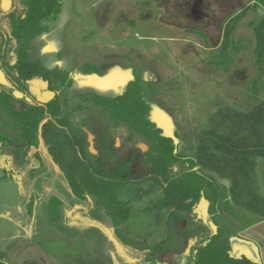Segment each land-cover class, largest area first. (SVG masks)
I'll return each mask as SVG.
<instances>
[{
  "label": "rangeland",
  "instance_id": "obj_1",
  "mask_svg": "<svg viewBox=\"0 0 264 264\" xmlns=\"http://www.w3.org/2000/svg\"><path fill=\"white\" fill-rule=\"evenodd\" d=\"M28 1L0 0V45H10L8 53L0 60V88L10 93L5 96L0 91L2 104L11 102L12 106L25 111L28 107L19 104L22 100L27 105L33 102L46 104L53 98L46 90L45 81L35 79L24 83L23 88H17L5 77L15 80L6 61L14 63L23 49L28 59L42 61L49 71L64 69L73 79V87H62L57 92L67 101L65 114H73L78 104L86 108L75 112L74 118L77 121L81 115L90 117L82 127L91 137V143H88L91 153H98L100 141L97 139L102 136L110 154L119 153L131 159L132 155L128 153L132 147L126 140L127 125L121 124L114 129L108 121L109 112L84 97L87 93L106 96L102 94L111 92L110 88L117 85L121 88L114 95L127 88L140 87L145 92V104L150 106L151 121L177 145L180 159L171 167L172 179L191 171L194 168L191 163L196 162L194 170L230 187L232 177H225L209 165L218 166L223 163V158H218L220 162L216 163L206 161L207 166L201 164V159L211 158L205 156L207 152L217 156L213 142H221L218 137H228L232 131L250 137V143L258 140L256 132L264 133V74L261 75L264 70L259 68L256 59V38L251 25L261 17L253 8L258 0H203V9L211 14L197 23L186 16L192 0H59L49 18L36 21L34 27L17 35L11 15L24 16L30 10ZM242 12L234 29L232 27L231 61L226 69L216 65L218 48L226 23ZM209 46L210 49H206ZM86 64H93L98 72H84ZM120 68L123 72L128 71V75L118 72ZM125 76V80L117 81ZM0 113V128L10 134L7 129V125L13 124L10 113L5 110ZM250 113L254 116L246 120ZM242 118L245 122L240 129L238 122ZM107 127L108 133L104 135ZM1 139L4 140L0 141V157L12 161L10 148L15 144ZM134 141L143 151L147 149L148 145L142 139L134 138ZM40 149L45 160L49 158L52 165H47L51 170L59 172L42 143ZM139 157L133 158L132 166L124 173L130 180L116 189L119 200L126 204L130 202L131 209L129 216L110 231V241L107 234L99 231H95L98 237L95 236L91 227L64 233L56 221L60 218L53 217L56 215L54 210L61 218L70 210L72 219L78 218L85 223L104 220L111 224L112 218L100 197L83 203L64 197L65 201L60 206L54 205L52 211L43 193L31 199L26 214L34 224L43 222V225L39 226L38 234L30 236L29 240L22 239V242L29 243L25 249L41 243L45 255L38 247L34 249L37 264H190L198 249L215 234L220 236L221 242L231 244L232 237L247 242L258 260L249 259L264 264V217L247 207L249 202H256L258 209L264 210V156L254 158L250 186L243 194L222 189L223 204L215 206L201 197L189 213L172 206L153 207L166 200L167 183L149 176ZM25 161L29 162L30 158H20L16 164L28 177L32 169H25ZM33 162L39 166L38 160L33 159ZM44 176L49 183V173ZM60 176L57 174V178L65 181ZM45 177L38 176V187L45 186ZM240 181L245 182L244 179ZM171 199L187 202L177 193H173ZM205 223L209 230H201L205 234L191 243L190 237ZM69 237L74 239L69 241ZM113 239L120 241L131 257L138 256V259L123 261L122 254L112 244ZM94 240L101 242L94 243ZM22 242H18L16 248L23 247ZM205 254L203 252L201 256L205 257ZM230 255L240 257L245 254H233L230 246ZM15 260L16 257H12L11 264Z\"/></svg>",
  "mask_w": 264,
  "mask_h": 264
},
{
  "label": "trees",
  "instance_id": "obj_2",
  "mask_svg": "<svg viewBox=\"0 0 264 264\" xmlns=\"http://www.w3.org/2000/svg\"><path fill=\"white\" fill-rule=\"evenodd\" d=\"M41 3L42 2L35 3L34 17L40 12L39 9L41 7H39V5H41ZM47 5L50 11L53 12L58 2H56V0H49ZM253 8L256 12L261 14V17L257 21L252 22L251 25L256 38V59L259 68L264 70V0H258V3L254 4ZM242 15L243 12L237 15L232 22L229 20L226 23L227 25L224 27L222 43L216 58L219 62L216 63L213 61V64L216 63V65L225 66L224 68L226 69L228 68L231 61L229 54L231 53V44L233 43L232 27L234 29V24L238 22ZM35 68H39V65H35ZM36 69L35 73H38ZM87 71L96 70L88 68ZM263 74V71H261V75ZM144 96L142 89L138 87L137 89L127 88L123 95L115 98L103 97L100 95H91V98L94 100L95 104L109 112V116L112 120L126 122L133 133H137L151 143L149 158H147L146 163L150 166V171L152 173L161 176L164 182L167 183L164 191L166 200L163 202L165 204L162 206H173L177 209H183L189 212L193 210L201 197H205L211 204L219 206L224 203L222 189L229 188L233 192H238L237 195H240L250 186V172L253 171L254 158L264 156V133H257L254 130L256 135H258V140L250 143V137L246 138L244 135L240 136L239 131H232L229 133L230 136L228 137H218L222 139L221 142H213L218 151L217 156L211 152H207L205 156L208 155L211 158H206L204 161L201 159L203 162L201 164L207 166L208 163H205L206 161L216 163L218 158H223V163H219L218 166H215V164L209 165H211L210 167L212 169L217 170L225 177H232L230 187L222 186L213 178L194 170L197 164L196 162L191 163L192 167H194L191 171L184 173L183 176L181 175L178 178L172 179L170 175V166L173 165L174 162L179 161L180 155L178 152H175L176 146L174 140L168 136L162 135L161 129L156 128L154 123L149 119L150 106L145 104ZM9 113L13 126L18 127V124H20L24 127L21 135L24 140L37 139L39 125L43 122L41 125L42 131L40 133L46 143L50 145V149L53 153L63 142L61 131L56 125L63 123L59 117L58 99L52 101L46 107L43 105L32 106L25 114H18L13 111ZM250 114L251 115L245 117L246 120L254 116L252 113ZM259 118H261L260 115ZM233 121L237 122L238 120ZM242 122H245L243 118L238 122L240 129H242L244 125ZM83 150L84 146L82 145V151ZM52 160L66 173L65 175L68 183L77 199L83 200L85 194L98 195L104 201L105 207L109 211V215L115 226L119 225L121 221L129 216L130 209L127 204L119 201L116 197V189L123 183V181H119L123 178L118 175L123 171L122 165H117L115 161H113V163L111 161L109 162L108 158H94L93 176L90 173L89 166L84 161H80L77 158H71L68 161H66L65 158H52ZM110 165L113 166L112 170L108 169ZM90 168L92 169L91 165ZM242 178L245 182L240 181L243 180ZM173 193L179 194L180 199L187 202L182 203L180 201H173L171 199ZM234 199L236 201L239 200L235 197ZM228 203L229 202L226 201V204ZM247 207L254 212H260L261 216L264 217V210L258 209V204L256 202H249ZM52 208L54 209V205ZM210 213H212L211 208ZM126 243L128 242L126 241ZM203 252L207 254H205V257L201 256ZM192 264L256 263L250 260L246 255H241L240 257L230 255V244L228 242H221L220 236L215 234L199 249Z\"/></svg>",
  "mask_w": 264,
  "mask_h": 264
},
{
  "label": "flooded vegetation",
  "instance_id": "obj_3",
  "mask_svg": "<svg viewBox=\"0 0 264 264\" xmlns=\"http://www.w3.org/2000/svg\"><path fill=\"white\" fill-rule=\"evenodd\" d=\"M58 1L59 0H56V2H58ZM39 2H42L41 5H39V7H41L39 9L40 12L37 14V16L35 15V17H34V10H35L34 5H35V3H39ZM48 2H49V0H30V1H28V5H30V10L26 11L24 16L15 17V16L11 15L12 21H13V29L16 31V34L22 35V32H24L27 29H30L31 27H34V25L36 24V21H41V20H45V19L49 18V16L53 12L50 11V9L47 5ZM210 14L211 13H209L203 9V0H192L189 12L186 13V16L189 19H191L194 23H197L200 20H202L203 18L209 17ZM20 30H22V31L20 32ZM1 43H2V41H1ZM221 43H222V39H221ZM3 45L5 47H3L2 44L0 45V60H1V57L5 53H8V49L10 48V45H8V46H6L5 44H3ZM220 46H221V44H220ZM206 49H210V46L207 47ZM218 50H219V48H218ZM124 55L126 56V54H124ZM123 58H125V57H123ZM123 60H126V59H123ZM123 60H121V61H123ZM110 61H111V59H110ZM6 62L8 63V71L12 72L15 75V78H14L15 80L12 81L10 79V77H8L7 75L5 77L8 78L17 88H23L22 85L24 83L29 82V81H34L35 79L40 80L42 82L45 81L47 84L46 90L50 94L51 93L53 94V98H52V100H50L46 104H41L39 102L38 103L33 102L34 104L27 105L25 100H22V102L19 104L25 105L26 107H28V108H26L25 111L20 110L19 108H16L14 104L12 106L11 102H10V104H2L0 101V110H5L7 114H9L10 111H13V112L18 113V114H25L28 110H30V108L32 106H42L43 105L46 107L52 101L58 99L59 117L63 121V123H61V124H56L57 128L61 131L63 142L57 147V149L54 151V153L51 151L50 145H48L46 143V141L44 140V138L41 136L40 132L42 131V129H41L42 126L40 127V125H42V124L39 125V129H38V133H37V137H36L37 139H35V140H28V139L24 140L21 137L23 130H24V127H22V126L16 127V126H13V124H11L10 126L7 125V127H8L7 129L10 132V134L4 133L3 132L4 129L0 128V130L2 131V134H3V138H5L6 141H9L11 143L13 142V144H15L14 147L10 148V150L12 151V154H13L12 158H14V162H16V160H18L19 158H37L39 160V167H43L45 165L46 161L44 160L45 156L42 155L41 149H40L41 143H42V148L46 151V153L48 154V156L50 158H65L66 161H68L71 158L72 159L77 158L80 161H84L89 166L90 173L93 176H94V158H108L109 162L111 161L112 163H113V161H115L117 163V165L123 166L122 173L118 174L123 179L122 180L117 179V180L123 181L122 184H124L125 181L130 180L129 178L127 179L128 176L124 174L125 171L129 170L130 167L132 166L131 164H132L133 158L140 156L139 158H141V164L143 167L146 166V169L148 170V175L151 177L161 179L164 182V180L162 179L161 176L155 175L154 173H152L150 171V166L148 165V163H146L147 158H149L151 143L148 142L147 139L138 135L137 133H133L126 122L121 121V120H119V121L112 120L109 115H108L109 116L108 121L114 129H118L121 124L127 125L129 131H128V134L126 136V140L128 143H130V145L132 147L130 149V152L128 153L129 156L132 155L131 159H127V157L125 155H122L119 153L110 154L108 152L109 148H108V146H106V143L104 142L105 140L102 139V136H100V137L98 136V139H97L98 142L100 141V148L98 150V153L97 154L91 153L89 146H88V143L89 144L91 143V137L89 138L88 134L85 132V130H83V127H82V124L84 122L89 121L90 117L86 116L84 118L85 115H81L77 121H75L76 118H74L76 115L75 112H80V111L86 110V108H84L83 106L78 104L74 107L75 110H74L73 114H69V115L65 114L64 109L67 108V106L65 105V104H67V101L65 100V97L63 95H60L57 92L58 89L62 88V87H64V88L73 87V84H74L73 79L70 77V75L68 74V72L66 70L63 69V70H57V71H49L45 68L46 66L42 63V61H39V60H33L32 61V60L28 59V55L23 49H22V51H20L18 53L17 58L14 61V63L12 62V60H9ZM0 63H2V61H0ZM117 63L120 67V63L118 60H117ZM35 65H39V68L36 69ZM88 68H90V69L93 68V70H96V68L93 64H86L83 71L87 72V73L98 72L97 70L96 71H87ZM35 69L37 70L38 73H35ZM118 72H123V71L120 68V71H118ZM126 72H128V71H125L123 73L125 75H128ZM12 77H14V76H12ZM126 77L127 76H125L122 79L118 78L119 80H117V81L125 80ZM120 88H121V85L112 86L110 88L111 92L108 91V93H104L102 95L110 96V98H115L117 96H121L126 91L123 90L121 93H119V95L113 94L116 91L120 90ZM0 91H3L4 93H2V92L1 93L5 96L10 95L8 90L6 91L4 88L3 89L0 88ZM143 94H145V92H143ZM91 95H99V94L98 93H91V94L87 93V95H85V97H84L85 100H88V102H91L95 106H99V105L94 103V100L91 98ZM106 96H103V97H106ZM99 107L102 108L101 106H99ZM0 118L2 119L1 115H0ZM48 118H50V117H48ZM149 119H150V117H149ZM108 130H109L108 127L105 128L104 135H106L108 133ZM162 135H164L163 131H162ZM164 136H166V135H164ZM168 137H170V136H168ZM6 138H8V139H6ZM134 138L142 139L148 145L147 149L145 151H143L142 148L139 147V145L137 143L134 144V142H135ZM170 138H172V137H170ZM82 145L84 146L83 151H82ZM175 146H176L175 152H178V154H179V151L177 150L176 143H175ZM90 165L92 166V169L90 168ZM108 167H109L108 169H110V170L113 169L112 165H110ZM170 167H172V165ZM36 170H37V168L35 169V171ZM65 174L66 173L63 172L62 169L59 170V177H61L60 175H62L66 181V184H67V188L65 187V189H67V190L69 189L71 194L74 197H76L71 190L72 188L70 187ZM51 197L54 200L52 204L53 205L59 204V206L61 205L62 202L65 201L64 197H66L67 200H71V195L69 194L68 191L65 193V195L62 194V195L51 196ZM116 197H117V195H116ZM118 200H119V198H118ZM163 202L164 201L159 202L156 205H153V207H155V208L160 207L161 208L162 205L165 204ZM164 207H167V206H164ZM178 210H183V209H178ZM183 211H185V210H183ZM185 212L189 213L191 211H189V212L185 211ZM54 213H56V215L54 216V214H53V217L57 218L58 213L55 210H54ZM56 221H58V220H56ZM193 262H191L190 264H192Z\"/></svg>",
  "mask_w": 264,
  "mask_h": 264
},
{
  "label": "crops",
  "instance_id": "obj_4",
  "mask_svg": "<svg viewBox=\"0 0 264 264\" xmlns=\"http://www.w3.org/2000/svg\"><path fill=\"white\" fill-rule=\"evenodd\" d=\"M1 138H3V135H2V131L0 130V141H3V139ZM0 155H1V150H0ZM33 159L38 160L37 158H30L29 162L28 161L23 162L25 165V169H28V170L32 169L29 176L26 177L25 172L19 171L17 167L18 165L16 164L17 162L20 161V158L16 160V162H14V158H12V161H11V158H1L0 157V222H2L3 224L0 227L4 228L0 230L1 232L0 233V264H11L10 259L12 257H16L14 264H37L38 260L36 259V254H34V249L35 248L37 249V247L42 253V255H45L44 251L42 250V247H41L42 245L40 242L36 243V247L31 246L28 249H25V246L27 244L29 245V243L25 244L22 242V239L29 240L30 236L38 234L39 226L43 225L42 224L43 222H40V223L37 222L36 224H34L33 223L34 221L29 220V217L26 214L27 206L29 205L33 197L39 196L40 194L43 193V195L46 196L47 198L46 199V201L48 202L47 205H49V208L51 207V210L53 209L52 208L53 205L51 204L53 199L51 196H58L62 194L65 195L67 191L71 195V200H78L79 203H83L85 200L90 202L91 198L93 199L95 198L94 201L97 198H99L98 195H92V194L91 195L85 194L84 195L85 197L83 200H79L76 197H73L70 190L65 189V187L67 188L66 182H64V180L61 181V179L57 178V174H59V172H56L55 169L54 171H52L49 165H47V163H50L49 158H47V160H45L46 158H44L46 163L43 167H39V166L37 167L35 166L34 162L31 163ZM36 168H37V171H35ZM47 172L49 173V179H50L49 183H47V178L44 176ZM38 176L39 177L43 176L46 178L44 179L45 182L43 181L45 186H43L42 188L37 186V182H38L37 180H39ZM54 191L57 194H55ZM127 206L129 207V209H131L130 202H128ZM103 207L105 211L109 213V211L105 207L104 202H103ZM157 208H160V207H157ZM161 208H164V206H162ZM69 212L70 210H68V212L65 211L63 218H61L60 215H58L57 217V218H60V220H58V223L60 224L58 225V227L61 228V230H63L64 233H71V232L73 233V232H77V229L79 230V229L91 227L92 229L94 228L95 236H97L95 231H99L102 234H107L108 239L112 238L109 233L110 231L113 230V227H115L113 221L111 224L104 223V220H95L94 222L88 221L85 223V222L79 221L78 218L72 219L69 216ZM5 214L7 216H5ZM45 225L46 227L49 226L48 224H45ZM206 225L207 223L198 226L199 227L198 233H194L190 237L191 243H194L195 240L200 235L205 234L204 232H201V230L204 231L205 229H207L208 225L207 227ZM210 235L212 234L210 233ZM66 237L68 236L65 235V238ZM71 237H74V236H71ZM71 239H74V238L69 237V241ZM110 240L111 239H109V241ZM235 240L239 242H244V241L239 240L236 237H232L231 244H230L232 248V252H233L232 244ZM18 242H22L21 244L23 245V247H21L20 249L16 248V245ZM96 242H101V241L94 240V243ZM119 242L114 240V243L112 242L111 243L113 244L115 248H117L120 251V253L122 254L121 258L123 259V261H127L132 258L135 260L138 259V256L131 257L130 252H127L126 247ZM239 252H242V251H239ZM239 252L235 254H238ZM242 253L247 255L245 252H242ZM26 256H27V259L25 260ZM28 260L30 262H28Z\"/></svg>",
  "mask_w": 264,
  "mask_h": 264
},
{
  "label": "bare ground",
  "instance_id": "obj_5",
  "mask_svg": "<svg viewBox=\"0 0 264 264\" xmlns=\"http://www.w3.org/2000/svg\"><path fill=\"white\" fill-rule=\"evenodd\" d=\"M233 253H237L239 251L242 252H248L250 253L254 258H256L254 251L251 249V245L243 243V242H239V241H234L233 244Z\"/></svg>",
  "mask_w": 264,
  "mask_h": 264
},
{
  "label": "water",
  "instance_id": "obj_6",
  "mask_svg": "<svg viewBox=\"0 0 264 264\" xmlns=\"http://www.w3.org/2000/svg\"><path fill=\"white\" fill-rule=\"evenodd\" d=\"M53 161V160H52ZM53 163H54V161H53ZM55 164V163H54ZM56 165V164H55ZM57 166V165H56ZM58 167V166H57ZM247 255H248V257L250 258V259H252V260H255V261H257V259L256 258H254L250 253H248V252H245Z\"/></svg>",
  "mask_w": 264,
  "mask_h": 264
}]
</instances>
